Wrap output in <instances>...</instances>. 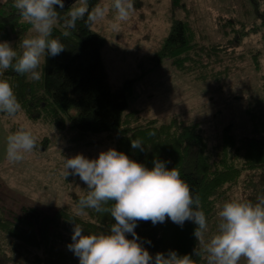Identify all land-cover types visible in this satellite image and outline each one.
Listing matches in <instances>:
<instances>
[{"label": "trees", "instance_id": "16d2710c", "mask_svg": "<svg viewBox=\"0 0 264 264\" xmlns=\"http://www.w3.org/2000/svg\"><path fill=\"white\" fill-rule=\"evenodd\" d=\"M70 1L76 2L64 0L63 9L54 6L59 19L52 37L59 39L65 50L58 56L44 57L39 67L40 80H31L11 69L0 74V79L10 83L22 105L15 117L0 115L11 134L21 129L14 120L25 116L36 123L50 124L60 132H75L81 140L87 136L117 134L116 150L149 169L153 167L154 159L171 161L166 167L177 168L192 195L199 197L200 208L206 214L208 229L204 243L193 235L197 226L190 221L182 228L168 218L156 225L151 221H138L135 232L153 256L174 250L181 256L191 255L193 264H207L204 246L217 232L221 205L232 196L255 202L258 196L264 195V97L246 111L250 133L238 137L233 127L227 126L222 142L213 149L199 123L178 119L168 124H161L156 119L144 123L139 110H130V100L136 84L148 72L113 90L102 60L104 37L83 20L77 21L75 30L64 26L67 11L74 5L67 4ZM249 1L254 18L264 27L263 0ZM99 2L88 0L87 6L91 9ZM172 7L174 11L184 8L183 0H172ZM23 22L13 0L0 5V41L9 42L18 53L21 51L20 40L30 37L31 33V25ZM200 37L189 22L174 19L161 49L149 61L152 70L170 61L178 71L195 77L198 82L221 81L231 71L230 66L221 69L230 44L224 47L202 45L198 42ZM256 64L259 65V61ZM262 91L264 93V74ZM135 139L142 141L144 151L131 148V140ZM87 190L86 187L79 195L70 194L69 201L52 213L34 206L11 208L2 205L0 264H79L78 258L67 247L72 243L75 224L89 235L107 233L114 223L109 213H98L93 209H85L83 215H76L77 202ZM111 203L105 207H110ZM127 238L132 239L131 235ZM194 249L199 255L194 254Z\"/></svg>", "mask_w": 264, "mask_h": 264}, {"label": "rangeland", "instance_id": "374dc122", "mask_svg": "<svg viewBox=\"0 0 264 264\" xmlns=\"http://www.w3.org/2000/svg\"><path fill=\"white\" fill-rule=\"evenodd\" d=\"M5 1L8 0H0V5ZM133 3L129 19L121 22L118 32L108 27L114 15L111 12L92 27L104 37L102 60L113 90L148 72L135 86L130 110H139L144 123L150 119L161 124L174 119L199 123L211 149L220 145L227 126H232L238 137L249 134L251 125L246 111L264 97V27L254 18L250 1L183 0L184 8L175 11L172 0H133ZM98 4L110 6L111 0H100ZM261 7L264 8V0ZM174 19L189 22L202 36L198 41L202 45L230 44L221 67H231L228 76L219 82H198L178 71L170 61L152 70L149 61L161 49ZM30 32V37L35 35ZM14 121L32 132L37 147L26 153L22 161L9 162L5 152L11 132L0 115V208L25 205L52 213L69 201L70 194L79 195L87 187L78 176L64 177V158L83 154L95 159L101 152L116 149L119 143L117 134L81 140L75 132H60L50 124L36 123L25 116ZM230 199L239 200L238 196ZM239 264L247 262L242 257Z\"/></svg>", "mask_w": 264, "mask_h": 264}, {"label": "clouds", "instance_id": "9594fccd", "mask_svg": "<svg viewBox=\"0 0 264 264\" xmlns=\"http://www.w3.org/2000/svg\"><path fill=\"white\" fill-rule=\"evenodd\" d=\"M13 3L35 35L20 40L19 53L9 42L0 41V74L11 69L38 81L41 58L55 57L65 50L64 44L52 37L59 19L54 6L63 9L64 0H13ZM87 3L88 0H76L67 11L66 29L75 30L80 20L91 27L104 21L111 12L114 15L108 27L118 32L121 22L129 19L134 8L133 0H111L110 6L98 4L91 9ZM21 110L10 83L0 79V114L15 117ZM35 148L32 132L21 128L7 137L5 156L9 162L17 163ZM131 148L144 151L139 139L131 140ZM169 163L154 159L149 169L116 149L101 152L95 159L83 154L64 158V177L78 176L88 189L77 202L76 215L93 209L109 213L114 219L107 233L85 235L83 228L75 224L72 243L67 247L79 264H193L191 255L181 256L174 250L151 255L135 232L138 221L156 225L168 218L181 228L190 221L197 226L193 235L204 243L208 222L199 197L192 195L176 167H166ZM109 202L111 206L105 207ZM218 217L217 232L204 246L207 264H239L242 257L247 264H264V195L255 202L226 201ZM194 254L199 255L196 249Z\"/></svg>", "mask_w": 264, "mask_h": 264}]
</instances>
